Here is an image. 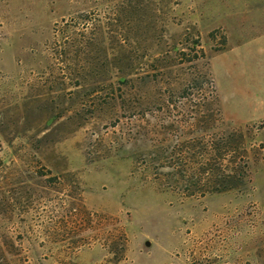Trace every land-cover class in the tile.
<instances>
[{
	"label": "rangeland",
	"instance_id": "obj_1",
	"mask_svg": "<svg viewBox=\"0 0 264 264\" xmlns=\"http://www.w3.org/2000/svg\"><path fill=\"white\" fill-rule=\"evenodd\" d=\"M0 264H264V0H0Z\"/></svg>",
	"mask_w": 264,
	"mask_h": 264
},
{
	"label": "trees",
	"instance_id": "obj_2",
	"mask_svg": "<svg viewBox=\"0 0 264 264\" xmlns=\"http://www.w3.org/2000/svg\"><path fill=\"white\" fill-rule=\"evenodd\" d=\"M193 80H195V79H193ZM123 81H125V79H123ZM206 82L208 85L212 84V81L210 78H207ZM125 83H126V81H125ZM244 174H245V171H243L242 169H238L234 173H231L228 175L225 173H222V174L221 173H214V171H213L210 180L214 184L222 185V187H220L219 189H216L219 192H221V191H225V190L232 188L233 185L235 186L236 185V183H235L236 178H238L237 180H239V179L241 180L244 178Z\"/></svg>",
	"mask_w": 264,
	"mask_h": 264
},
{
	"label": "water",
	"instance_id": "obj_3",
	"mask_svg": "<svg viewBox=\"0 0 264 264\" xmlns=\"http://www.w3.org/2000/svg\"><path fill=\"white\" fill-rule=\"evenodd\" d=\"M145 245H146V246H149V245H150V242H149V241H146V242H145Z\"/></svg>",
	"mask_w": 264,
	"mask_h": 264
}]
</instances>
